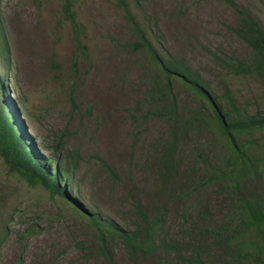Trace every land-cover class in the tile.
<instances>
[{
  "label": "rangeland",
  "instance_id": "obj_1",
  "mask_svg": "<svg viewBox=\"0 0 264 264\" xmlns=\"http://www.w3.org/2000/svg\"><path fill=\"white\" fill-rule=\"evenodd\" d=\"M231 1L264 30V0ZM72 2L87 47L75 72L61 0H0V96L19 112L36 156L52 169L68 170L82 207L116 226L136 223L131 192L150 212L158 205L166 208L159 238L173 248L131 261L121 242L107 238L115 264H254L238 263L233 240L228 245L227 239L240 233L255 237L237 219L240 195L264 198V177L255 172L234 188L228 144L213 123L202 121L198 99L178 82L172 85L177 115H165L162 108L169 104L158 100L160 86L153 87L158 71L144 52L126 46L133 41L131 29L116 0ZM128 3L161 56L185 58L217 96L224 84L241 112L264 115V81L226 75L210 58L211 53L249 57L247 45L227 29L238 24L228 5L220 0ZM189 116L202 123L181 130L173 165L166 171L162 156L173 118L182 124ZM62 132L64 140L59 139ZM238 139L240 145L247 139L256 142L250 152L257 157L264 131ZM87 219L63 198H50L42 188L9 174L0 158V264H105L95 252V232Z\"/></svg>",
  "mask_w": 264,
  "mask_h": 264
},
{
  "label": "trees",
  "instance_id": "obj_2",
  "mask_svg": "<svg viewBox=\"0 0 264 264\" xmlns=\"http://www.w3.org/2000/svg\"><path fill=\"white\" fill-rule=\"evenodd\" d=\"M220 1L228 5L237 15L238 24L235 27L228 26L227 29L247 45L250 54L249 57L240 59L234 55L211 53L210 58L226 75L255 76L264 81V30L257 19L247 10L238 8L231 0ZM116 5L122 11L123 17L131 29L133 41L128 42L126 46L132 52H144L158 71V75L153 79V87L156 89L160 86L157 94L158 100L169 104L168 108H162L165 115L173 117L177 115V98L172 93V85L174 82H178L198 99L201 106L199 115L202 121L213 123L228 144L232 156L226 162L231 164V168H228L229 176L235 173L234 188L237 190L240 181L244 184L247 181V176L254 175L255 172H257V178H263L264 146H257V148L261 147L262 151L255 157L250 149L257 145L256 142L247 139L245 145H240L238 138L242 136L248 138L255 132L264 131V115L259 112L252 115L241 112L237 108L230 90L224 84L221 86V95L217 96L208 80L185 58L168 53L161 56L151 40L147 38L146 32L136 21L128 0H116ZM60 13L61 22L68 24L71 31L74 44L72 68L75 72L80 57L85 55L87 49L81 40L84 28L77 20L72 0H61ZM2 82L0 77V94L4 93ZM70 102L75 108L71 98ZM202 121L196 120L194 116H189L184 121L185 123L180 124L176 118H173V126L170 129L162 156L164 170L167 171L173 165L174 152L181 130L185 129V125H192L194 122L202 123ZM22 129L19 112L10 108V104L4 102L0 96V158L8 173L17 176L29 187L42 188L50 198H63L73 208L79 209L84 216H87V220L94 229L98 245L95 252L102 257L105 264H115L107 244V238L121 242L131 261L138 257L155 258L159 255L160 250L167 251L173 248L167 246L159 238L160 225L166 214V208L163 205L155 206L150 212L131 192L129 196L132 199V209L136 220L133 228H122L99 215H94L83 208L73 195L69 184L68 170L62 169L58 165L52 169L47 162L43 163L36 156L32 143L26 140ZM66 135L65 132L60 133L59 139L64 140ZM61 145L59 149L65 153ZM66 154L71 153L66 151ZM73 155L74 158L75 155L78 157L75 152ZM94 158L113 178H117L101 158L98 156ZM72 165L75 167V159H73ZM237 219H240L243 227L253 229L255 237L247 238L243 233L234 238L229 237L228 245L233 240L232 256L238 263L250 260L254 264H264V198L256 194L240 195ZM257 256L263 258L257 259Z\"/></svg>",
  "mask_w": 264,
  "mask_h": 264
}]
</instances>
